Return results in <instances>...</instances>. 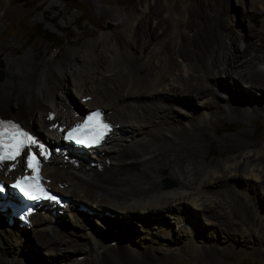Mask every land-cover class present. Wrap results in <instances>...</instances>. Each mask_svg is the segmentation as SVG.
<instances>
[{
  "label": "bare ground",
  "instance_id": "6f19581e",
  "mask_svg": "<svg viewBox=\"0 0 264 264\" xmlns=\"http://www.w3.org/2000/svg\"><path fill=\"white\" fill-rule=\"evenodd\" d=\"M236 1L204 0L182 9L172 0H140L138 9L127 14L105 7L101 0H91L97 14H110L123 29L103 31L81 47L70 46L62 61L46 58L40 67L33 62V48L18 59L8 52L17 43H7L2 50L6 67L0 82V106L15 107L11 108L14 118L34 137L58 148L60 136L88 108H102L114 126L96 155L95 150L82 156L66 152L65 158L53 152L43 163L49 188L69 199L63 215L67 212L74 225L69 229L56 209L33 214L29 227H35L43 247L66 246L64 261L75 264L88 259L81 248L79 257L71 253L73 238L84 236L89 257L94 254L104 261L158 259L166 252L221 259L236 243L223 218L239 207L246 217L239 224L244 227L243 236L247 227L260 228L258 245L264 251V143L244 140L243 134L250 129L236 131L220 139L231 142L234 154L217 163L209 159L213 139L223 130L217 125L219 120L227 117L244 122L264 117V98L251 95L257 90L264 96V0ZM3 3L0 0V21L11 15ZM56 3L51 1L50 7ZM233 12L247 24L248 36H256L252 44H246L230 18ZM184 13L190 36L179 32ZM75 77L82 79L79 86L71 84ZM5 113L0 115L9 112ZM24 166L22 157L0 165V180L8 182L25 173ZM166 178L175 186L171 182L167 186ZM83 206L94 210L88 208L85 213ZM96 211L124 213L127 222L119 219V223L128 229L134 223L130 215L137 217L144 225V235L131 229L140 234L138 240L145 243V251L133 246L134 237L128 232L124 238L131 240L124 245L107 232L95 230L105 233L97 236L91 230L94 224L90 227ZM85 220L89 226L83 224ZM119 223L113 226L124 233ZM174 225L182 239H176ZM26 233L27 228H20L16 220L9 225L0 215V264H37L25 244ZM49 254L53 264L63 261L58 256L61 253Z\"/></svg>",
  "mask_w": 264,
  "mask_h": 264
},
{
  "label": "rangeland",
  "instance_id": "374dc122",
  "mask_svg": "<svg viewBox=\"0 0 264 264\" xmlns=\"http://www.w3.org/2000/svg\"><path fill=\"white\" fill-rule=\"evenodd\" d=\"M51 1H57L56 5L53 8L50 7ZM101 1L105 7L122 9L125 10L127 14H131L135 10H137L140 2V0H101ZM202 1L204 0H172V4L182 5V9H184L187 7H194L198 2H202ZM232 1H234V3L237 2L236 0H232ZM3 9L5 11L10 10L11 15L8 17V19L4 18L0 21V59H1L0 82L4 80L3 74L5 72V67H6L4 56L2 55V50L6 49L7 43L10 41H15V43H17L14 46L15 48L8 49V52L11 54L10 56H12L13 58L22 59L25 53L28 51V49L33 48L36 54L33 62L36 67H40L41 65H43L46 58H54V60L62 61L66 57V52L70 46L81 47L83 42H85L87 39L97 38L102 35L103 31L117 32L123 29V25L120 22L112 21L110 14H107L105 17H101L99 14H97L94 11L91 0H4ZM230 18H232V20L235 22V24L244 34L246 44H252L256 40V36L252 38L248 36L249 29L245 21L241 18L237 19L238 17L234 12L230 13ZM187 21L188 18L186 16V13H184L181 19L182 25L181 28L179 29V32L181 34L183 33L184 35L190 36L192 34V31L187 30L189 29L188 28L189 25ZM53 26L57 28L54 29ZM118 42L122 47H124V43H122L121 40H119ZM147 72L148 70L145 71L143 75H146ZM77 78L78 80H76ZM73 81L75 82H72L71 84H76V86H79L82 83V79H80L79 77H75ZM230 84L232 83L230 82ZM236 92L237 94H239L238 91ZM255 92L254 94L253 92L251 94L252 96L254 95V98L258 97V100L264 98V96L260 91L255 90ZM11 108H15V107L11 106L6 109L5 107L0 106V112L4 114H6L5 111L9 112L7 115L1 114L0 117L4 119L11 117L15 121L19 122L17 119L14 118L15 117L14 112L12 111ZM15 112L17 113V111ZM21 122H23L22 119ZM217 125L219 127H223V130L221 132V135L217 136L218 139H213V137L210 136L214 140V145H213V150L210 153L209 159L214 160L213 161L214 163H217L218 161L225 159L228 156L234 154L233 151H230V149L232 148L231 142H225V143L222 141L220 142V139H224V136L227 134H234L236 131L240 133L245 130L248 131V129H250V132L244 134L242 133L243 139L249 143H253V142L264 143V117H253L244 122L239 120L229 121L227 117H224L223 119L217 122ZM30 132L32 133L31 130ZM38 141L41 140L38 139ZM225 146H229V148L226 152H222V149ZM167 182H171L172 184H174L173 181H170V179L168 178L164 180L165 184ZM50 189L52 188L50 187ZM78 203H81L82 205L85 204L83 202H78ZM88 208L92 209V211L94 210L91 207ZM88 208L83 206V210L85 209L83 212L86 213L88 211ZM94 214L96 216L91 217L90 219V222H92L90 227H93L92 225L94 224V228L93 229L90 228V229L93 230V232L97 236H99V234L105 235V233L104 234L100 232L97 233L98 230L107 232L109 238L111 239L114 238L116 240H119L120 244L123 243L122 245H124V243L125 244L130 243L129 241L131 240L128 239L129 240L128 242L126 240L127 236L125 232L126 233L128 232L129 235H132V237H134L132 238V240L134 241V244L132 243L133 246L135 245V247L139 251H141L142 249L141 252L145 251L146 245L144 242L143 243L141 241L139 242L138 238L140 234L136 232L139 229L142 235H144V231H145L144 225L138 219H136L137 217L130 215L131 218L130 220L134 222L133 227L131 228L134 227L137 228V230L135 231L132 230L131 228L128 229L127 226L122 225L123 223L127 222L125 214L122 212L116 211L117 214L116 215L111 211L105 213L96 211ZM66 216H67V212H65V214L61 217V219L64 220V222L65 221L67 222L65 223L66 225L69 223L68 227L70 229V226L73 225V222L71 217L69 216L66 217ZM116 216H118L119 218H117ZM108 217L111 219H109ZM113 218H115V220ZM119 219H121L120 221L123 220L122 221L123 223H119ZM223 219H224L223 223L225 229H228L230 230V232H232L233 234L232 237L234 238V241L236 243L234 244V247L231 248L233 250L229 251L228 255L222 257L221 259H216V260L215 259L209 260L206 258L201 259V258L189 256L188 254L176 256L170 254L169 252H166L165 255L160 256L158 259L143 257L128 261L125 258L121 260L112 258L109 261L106 260L104 261L102 258L100 259L96 257L94 254H92L89 257L91 252L87 250L88 238L85 236L79 237V239L73 238L76 241L74 240L75 243L71 244L72 247L71 253H75L74 256L79 257L78 251L80 248L82 249L80 250L82 251V254L87 253L88 259H86L84 264H264V251L261 250V247L258 245L259 238L261 236L260 228L247 227L248 231H246V234L243 236L241 230H243L244 227H242L239 224L245 222L244 220H246V217H244L241 214L239 207L233 208L232 211L229 210L228 214L225 215ZM116 221L119 223V226L120 224L122 225V227L121 226L118 227L121 228L122 231L124 230V233H120L121 231L118 232L116 230L118 229L116 226L118 225V223H116ZM16 223L19 224V222L17 221ZM83 224H86V226L90 225L88 220H85V222L83 221ZM114 224L116 225L113 226ZM66 225H64L63 223L62 227L68 228ZM174 228H175L174 233H176V239L177 238L182 239L183 238L181 236L182 233H180L181 235L177 233L179 231V227L177 225L176 226L174 225ZM34 229L35 227L34 228H32V226L28 227L27 228L28 234L26 233L25 235V237L29 235L28 237L29 239H27L28 241L27 240L25 241V244H27L29 248V250L26 249V251L28 250L29 252L31 251L33 253L34 256L33 261H36L37 264H53L52 263L53 256L49 254V251H54L61 253V255H58L60 256V259L63 260L62 262H60V264H75L70 262L66 263V261H64L66 257H64L63 251L64 249H66V246L53 245L52 247L49 246L46 248L43 247L41 245V242H39L38 233ZM203 229H206L205 226H203ZM81 230L83 232L85 231L83 229ZM132 233L133 234L135 233L134 236ZM209 233L210 231L208 230L205 231V234L209 235ZM117 235L119 237H117ZM82 238L83 239L86 238V242ZM198 238L199 240H201L200 237ZM176 239H173L174 244H176ZM48 240L51 241L52 240L51 237H48ZM224 242H222V244L226 245V243ZM49 243L51 244V242Z\"/></svg>",
  "mask_w": 264,
  "mask_h": 264
},
{
  "label": "snow or ice",
  "instance_id": "6c2138e0",
  "mask_svg": "<svg viewBox=\"0 0 264 264\" xmlns=\"http://www.w3.org/2000/svg\"><path fill=\"white\" fill-rule=\"evenodd\" d=\"M91 119H99V113H96L95 117H90ZM104 128H107V125H103ZM74 131H80V129H76ZM21 135L18 131L15 130L14 126L13 129L10 131L8 125H4L3 129L0 130V148L3 149L2 152H0V162L4 160H15L17 156L20 155V145L22 144V141L18 140L17 137ZM69 138H72V133H69ZM11 140L12 143H8V140ZM31 138H29L30 140ZM99 137H97L96 142H98ZM78 143H83L82 140H77ZM34 143V141H33ZM11 149V151H9ZM35 158H33L34 161ZM29 166H32L31 164ZM15 187L20 188L22 192H24L25 195H30L29 192L25 191L24 187L21 183H17ZM31 198L35 199V196H32Z\"/></svg>",
  "mask_w": 264,
  "mask_h": 264
},
{
  "label": "clouds",
  "instance_id": "9594fccd",
  "mask_svg": "<svg viewBox=\"0 0 264 264\" xmlns=\"http://www.w3.org/2000/svg\"><path fill=\"white\" fill-rule=\"evenodd\" d=\"M93 109H102V108H91V109H84V110H86V112L85 113H87L88 111H90V110H93ZM85 113L83 114V115H85ZM83 115H81V116H83ZM1 118V117H0ZM1 119H4V118H1ZM5 120H13V121H15L13 118H11V117H8V118H6ZM109 121V120H108ZM15 122H17V121H15ZM18 124H20L22 127H24L21 123H19V122H17ZM24 128H26V127H24ZM28 132L33 136V134L30 132V130H28ZM34 137V136H33ZM34 138H36V137H34ZM37 139V138H36ZM38 140V139H37ZM109 140V139H108ZM41 142H44V141H41ZM100 150V149H99ZM98 150V151H99ZM98 153V152H97ZM4 181V180H3ZM5 182V181H4ZM7 182V181H6ZM50 191H52V192H56V191H54V190H52V189H50ZM58 194H59V192H57ZM62 197V196H61ZM64 197V196H63ZM64 198H67V197H64ZM68 199V198H67ZM69 200V199H68ZM39 211H42V210H38V211H36L35 213H38ZM34 213V214H35ZM33 215V214H32ZM31 215V216H32ZM58 215H62V214H58ZM2 216V215H1ZM31 216H30V223H31ZM4 220H6L5 218H4ZM7 221V220H6Z\"/></svg>",
  "mask_w": 264,
  "mask_h": 264
},
{
  "label": "water",
  "instance_id": "95a60500",
  "mask_svg": "<svg viewBox=\"0 0 264 264\" xmlns=\"http://www.w3.org/2000/svg\"><path fill=\"white\" fill-rule=\"evenodd\" d=\"M0 78H1V73H0ZM85 112H86V110H82V112H81L82 115H83ZM166 184H167V186H170V183L167 182ZM58 196H60V195H58Z\"/></svg>",
  "mask_w": 264,
  "mask_h": 264
}]
</instances>
